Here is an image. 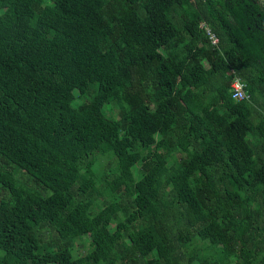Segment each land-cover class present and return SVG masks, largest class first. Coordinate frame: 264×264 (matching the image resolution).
Segmentation results:
<instances>
[{
  "label": "trees",
  "instance_id": "trees-1",
  "mask_svg": "<svg viewBox=\"0 0 264 264\" xmlns=\"http://www.w3.org/2000/svg\"><path fill=\"white\" fill-rule=\"evenodd\" d=\"M0 264H264V0H0Z\"/></svg>",
  "mask_w": 264,
  "mask_h": 264
},
{
  "label": "rangeland",
  "instance_id": "rangeland-1",
  "mask_svg": "<svg viewBox=\"0 0 264 264\" xmlns=\"http://www.w3.org/2000/svg\"><path fill=\"white\" fill-rule=\"evenodd\" d=\"M80 102V98L78 97V92L77 90L74 91V101L73 104L77 105ZM104 112L106 115L112 114L113 116H117L118 115V107L115 106V104H113V109L111 108L110 110V105H106L103 108ZM107 162H110V165H115V160L113 159V157H111L110 155H100L98 157L97 163H96V169L97 170H101L103 169ZM139 165H138V169H139ZM137 169V166L135 167ZM138 171V170H137ZM33 184V183H32ZM76 242V246L78 248V253H84L87 248H88V244H87V240L86 238L82 237L81 239L75 240ZM208 242H201V241H197L196 245L198 247H202V246H209Z\"/></svg>",
  "mask_w": 264,
  "mask_h": 264
},
{
  "label": "built area",
  "instance_id": "built-area-1",
  "mask_svg": "<svg viewBox=\"0 0 264 264\" xmlns=\"http://www.w3.org/2000/svg\"><path fill=\"white\" fill-rule=\"evenodd\" d=\"M201 26L205 29L210 43L216 45L219 41L218 37L205 24H202ZM245 88L246 84L238 76H235L230 84L232 97L236 100H249L250 95Z\"/></svg>",
  "mask_w": 264,
  "mask_h": 264
}]
</instances>
